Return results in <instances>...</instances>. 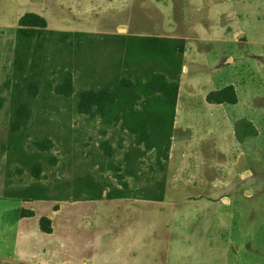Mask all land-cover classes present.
<instances>
[{"label":"rangeland","instance_id":"obj_1","mask_svg":"<svg viewBox=\"0 0 264 264\" xmlns=\"http://www.w3.org/2000/svg\"><path fill=\"white\" fill-rule=\"evenodd\" d=\"M204 262L264 264V0H0V264Z\"/></svg>","mask_w":264,"mask_h":264},{"label":"trees","instance_id":"obj_2","mask_svg":"<svg viewBox=\"0 0 264 264\" xmlns=\"http://www.w3.org/2000/svg\"><path fill=\"white\" fill-rule=\"evenodd\" d=\"M41 19L39 18V16L35 15V14H27V15H23L20 19H19V27L17 29V37L20 38V36L26 32H28V28H22V26H26V25H32V26H42L43 23H41ZM40 31V30H39ZM50 32L51 34L52 33H55V31L51 30V31H48ZM77 34H80V33H74V35H77ZM83 36L87 35V34H81ZM21 49H22V46H21ZM207 98L208 99H212L209 97V95H207ZM234 97H232L231 99H229L228 101H231L233 102L234 101ZM221 101V100H219ZM38 198H41V197H38Z\"/></svg>","mask_w":264,"mask_h":264},{"label":"crops","instance_id":"obj_3","mask_svg":"<svg viewBox=\"0 0 264 264\" xmlns=\"http://www.w3.org/2000/svg\"><path fill=\"white\" fill-rule=\"evenodd\" d=\"M184 108H185V106H183V105L180 104V111H183ZM177 222H178V221H177ZM204 264H208V262H204Z\"/></svg>","mask_w":264,"mask_h":264},{"label":"water","instance_id":"obj_4","mask_svg":"<svg viewBox=\"0 0 264 264\" xmlns=\"http://www.w3.org/2000/svg\"><path fill=\"white\" fill-rule=\"evenodd\" d=\"M122 31H124V29H122Z\"/></svg>","mask_w":264,"mask_h":264}]
</instances>
